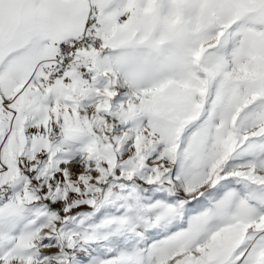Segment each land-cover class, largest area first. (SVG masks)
Wrapping results in <instances>:
<instances>
[{"label": "snow or ice", "instance_id": "1", "mask_svg": "<svg viewBox=\"0 0 264 264\" xmlns=\"http://www.w3.org/2000/svg\"><path fill=\"white\" fill-rule=\"evenodd\" d=\"M0 264H264V0H0Z\"/></svg>", "mask_w": 264, "mask_h": 264}]
</instances>
